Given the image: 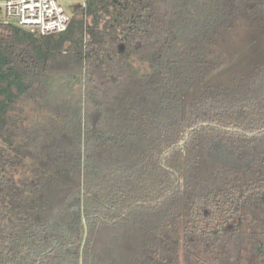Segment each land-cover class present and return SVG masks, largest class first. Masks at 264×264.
<instances>
[{"label":"trees","instance_id":"obj_1","mask_svg":"<svg viewBox=\"0 0 264 264\" xmlns=\"http://www.w3.org/2000/svg\"><path fill=\"white\" fill-rule=\"evenodd\" d=\"M238 19L264 0H86L48 34L0 20V264H259L264 61L212 75Z\"/></svg>","mask_w":264,"mask_h":264},{"label":"rangeland","instance_id":"obj_2","mask_svg":"<svg viewBox=\"0 0 264 264\" xmlns=\"http://www.w3.org/2000/svg\"><path fill=\"white\" fill-rule=\"evenodd\" d=\"M62 4L71 12L75 8L74 5L76 3L73 0H62ZM223 31L222 34L226 36L224 49L221 51L222 53L219 51V57L221 56L220 58L223 64L221 67L219 66L217 70H214L212 75L222 76L224 73L231 70L232 72L230 74H234L233 76H245L249 74L257 64L264 61V20L258 23H251L250 21H241V19H238L235 25ZM192 97L193 94L190 93L185 96V99L189 101ZM187 137L188 136L185 135V139H187ZM184 141L180 144L181 147ZM181 167L183 168L182 163ZM179 180L183 182L182 176H180ZM260 215H262L260 216L261 218L264 216V214ZM249 227L250 225L248 228ZM262 227L264 228V222ZM246 243L247 248H243L242 251H249L248 248H250L251 243L249 241H246ZM263 259L264 257H262L259 264H264ZM243 264L248 263L244 260Z\"/></svg>","mask_w":264,"mask_h":264},{"label":"built area","instance_id":"obj_3","mask_svg":"<svg viewBox=\"0 0 264 264\" xmlns=\"http://www.w3.org/2000/svg\"><path fill=\"white\" fill-rule=\"evenodd\" d=\"M73 1L80 7L86 5V0ZM69 17L62 0H0V20L14 21L40 34L64 30Z\"/></svg>","mask_w":264,"mask_h":264},{"label":"water","instance_id":"obj_4","mask_svg":"<svg viewBox=\"0 0 264 264\" xmlns=\"http://www.w3.org/2000/svg\"><path fill=\"white\" fill-rule=\"evenodd\" d=\"M74 6H75V8H74L72 11H74V10H76V8H79V7H80L79 4H75ZM72 11H71V12H72ZM184 140H185V139H182L181 143H182Z\"/></svg>","mask_w":264,"mask_h":264}]
</instances>
